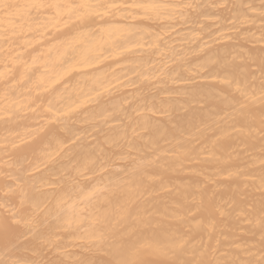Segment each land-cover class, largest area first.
<instances>
[{"label": "bare ground", "instance_id": "1", "mask_svg": "<svg viewBox=\"0 0 264 264\" xmlns=\"http://www.w3.org/2000/svg\"><path fill=\"white\" fill-rule=\"evenodd\" d=\"M90 2L193 7L0 12V217L19 221L0 262L106 264L138 242L259 261L264 0Z\"/></svg>", "mask_w": 264, "mask_h": 264}, {"label": "snow or ice", "instance_id": "2", "mask_svg": "<svg viewBox=\"0 0 264 264\" xmlns=\"http://www.w3.org/2000/svg\"><path fill=\"white\" fill-rule=\"evenodd\" d=\"M139 8L142 9V13H137L135 15L142 16L144 19H151L153 17H159L161 15L160 10L166 9L169 7H193V5H163V4H127V5H101L91 3L90 0H81L79 3H46L44 0H29L28 3L23 5L9 3L8 0H0V12L6 15L18 14L21 10L25 12H31L32 10L40 9H55L57 15H66L69 21L74 22H87L89 17L92 16H103L107 14V9L109 8ZM103 9L104 11H101ZM0 39H7V37L0 36ZM84 63L86 65L94 66L96 63L95 59L85 56ZM262 73H264V57H262ZM4 74L0 73V78H3ZM246 95V93H242ZM261 102L264 103V90L261 93ZM87 206L80 209L81 212L85 211ZM262 211H264V197H262ZM19 221L16 219L15 214H12V219L9 220L7 216L0 217V235L5 239L10 238L13 231V224H18ZM96 223H103V221L97 220ZM262 230H264V220L261 221ZM108 238L106 234L101 231L99 236H96L95 233L89 239L100 240ZM262 242H264V235L261 237ZM175 248H183L184 245L182 242H177L173 245ZM160 255L164 257H169L163 261H157L149 259L148 257ZM204 254H202L203 256ZM3 264V262H0ZM63 264V262H60ZM79 264H90L88 261H80ZM106 264H221V262L201 258L199 260H186L180 261L169 256L168 251L164 248L158 247L151 243L147 242H138L137 244L131 246H125L121 243L116 250L115 258L107 261ZM225 264H264V255L261 256L259 261H231L225 262Z\"/></svg>", "mask_w": 264, "mask_h": 264}]
</instances>
